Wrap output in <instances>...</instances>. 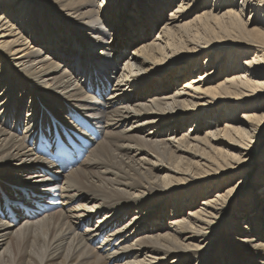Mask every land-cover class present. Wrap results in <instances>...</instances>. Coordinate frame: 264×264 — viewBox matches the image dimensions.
<instances>
[{
    "label": "bare ground",
    "instance_id": "obj_1",
    "mask_svg": "<svg viewBox=\"0 0 264 264\" xmlns=\"http://www.w3.org/2000/svg\"><path fill=\"white\" fill-rule=\"evenodd\" d=\"M118 3L0 0V264H264V3Z\"/></svg>",
    "mask_w": 264,
    "mask_h": 264
},
{
    "label": "rangeland",
    "instance_id": "obj_2",
    "mask_svg": "<svg viewBox=\"0 0 264 264\" xmlns=\"http://www.w3.org/2000/svg\"><path fill=\"white\" fill-rule=\"evenodd\" d=\"M123 4H124V0H119V3H118V9H117V11H120L121 9H122V6H123ZM127 14H128V12H126ZM115 19H114V16H113V18L111 19V23H112V21H114ZM134 20V19H133ZM133 29H135L134 27H133ZM130 50H132V47H130L129 48V51ZM203 59V58H202ZM258 144L259 145H261V144H263L264 145V132H262V134L260 135V136H258V138H257V146H258ZM249 166H251V164H249ZM249 166H246V168H244L240 173H238L235 177H233L231 180H229V179H227L226 180V182H224L223 184V186H226V185H228V184H235V182L238 180V178L240 179V178H242V176L244 175V172L246 171V170H248V168H249ZM252 180V179H251ZM261 180H264V178H262ZM247 181V180H246ZM257 183L258 182H254V181H248V183H246V191L247 190H250V191H252V192H257L258 190H257ZM248 193V192H247ZM23 219V218H22ZM159 223V220L157 221V224Z\"/></svg>",
    "mask_w": 264,
    "mask_h": 264
},
{
    "label": "snow or ice",
    "instance_id": "obj_3",
    "mask_svg": "<svg viewBox=\"0 0 264 264\" xmlns=\"http://www.w3.org/2000/svg\"><path fill=\"white\" fill-rule=\"evenodd\" d=\"M262 3H264V0H261Z\"/></svg>",
    "mask_w": 264,
    "mask_h": 264
}]
</instances>
